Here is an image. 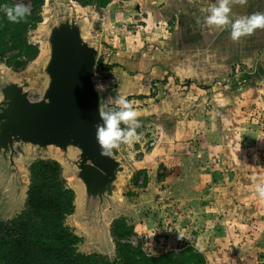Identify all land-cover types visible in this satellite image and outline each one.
<instances>
[{"label": "rangeland", "instance_id": "rangeland-1", "mask_svg": "<svg viewBox=\"0 0 264 264\" xmlns=\"http://www.w3.org/2000/svg\"><path fill=\"white\" fill-rule=\"evenodd\" d=\"M150 1L163 7L167 0H114L106 7L92 31L100 41L98 60L110 63L109 57L117 50L111 47V40L121 51L132 50L127 47L131 39L135 45L141 44V29L147 26L143 20L147 16L141 10H148ZM14 3L31 5L30 0ZM161 25L165 28L157 32L162 36L174 22L169 27ZM40 28L38 25L31 30L28 38L36 41ZM155 29L153 26L151 32ZM248 37L243 38L249 40ZM250 57L241 58L234 72H226L223 80H209L203 88H193L195 91L187 87L186 93L191 91L194 100L188 94L182 97L161 87V97L152 102L173 104L159 110L155 124H121L124 129L134 128L139 137L112 150L133 171L126 178L123 193L136 216L127 221L135 227L133 243L140 242L147 254L158 255L160 248L155 243L159 235H164L177 247L195 246L204 254L206 264H264V198L254 187L258 182L264 183V90L258 91L256 83L264 78V57ZM112 70L101 73L109 76H105L106 90L99 88L106 110L118 107L108 101L109 91L118 84ZM19 74V78L31 75L26 70ZM37 93L33 92L30 99L38 100ZM131 104L133 108L138 106L136 102ZM34 160L30 157L29 163ZM163 167L173 174L159 181ZM140 170H145L149 180L144 187L142 177L138 180L140 187L135 186V174ZM5 199L0 190L3 221L17 214L8 213ZM68 223L76 234L82 235L71 219ZM89 245L83 241L80 252L99 251Z\"/></svg>", "mask_w": 264, "mask_h": 264}, {"label": "water", "instance_id": "water-1", "mask_svg": "<svg viewBox=\"0 0 264 264\" xmlns=\"http://www.w3.org/2000/svg\"><path fill=\"white\" fill-rule=\"evenodd\" d=\"M105 10L75 0H44L37 40L29 39L38 46V55L22 69L31 75L19 78L22 70L2 63L0 190L8 213L17 216L27 200L29 158L56 161L66 187L74 192V211L65 224L73 229L71 219L82 234L78 251L85 241L99 249L97 254L113 259L112 223L136 213L123 193L131 167L113 150L102 155L95 136V126L102 123L100 92L93 81L100 41L92 31ZM33 92L40 94L38 100L30 99Z\"/></svg>", "mask_w": 264, "mask_h": 264}, {"label": "trees", "instance_id": "trees-1", "mask_svg": "<svg viewBox=\"0 0 264 264\" xmlns=\"http://www.w3.org/2000/svg\"><path fill=\"white\" fill-rule=\"evenodd\" d=\"M79 4L106 8L114 0H75ZM31 14L19 23L7 20L0 10V61L19 71L38 55V46L29 42V32L41 22L44 0H30ZM14 0H0V5H13ZM13 53L9 57V53ZM112 70L104 59L96 70ZM235 67H233L234 69ZM113 110V109H112ZM159 181L169 179L172 170L163 167ZM31 179L24 210L12 219L0 220V264H206V258L195 246L177 247L169 238L159 235L158 255L147 254L140 242L133 243L136 231L126 218L116 219L111 234L116 244V257L78 251L82 238L65 224L74 211V192L66 187L60 165L53 160H34L30 165ZM149 182L145 170L135 174V186Z\"/></svg>", "mask_w": 264, "mask_h": 264}, {"label": "crops", "instance_id": "crops-1", "mask_svg": "<svg viewBox=\"0 0 264 264\" xmlns=\"http://www.w3.org/2000/svg\"><path fill=\"white\" fill-rule=\"evenodd\" d=\"M215 2L167 0L163 7H156L150 1L148 10H141L147 16L143 19L147 26L141 29V44L135 45L134 39H131L127 47L132 50L128 48L121 51L111 40V47L117 50L109 57L111 61L108 65L114 66L112 76L118 80V84L116 89L109 91L108 101L112 102L110 98L118 94L124 96L140 106L135 107L138 124H155L159 110L173 104L152 102L161 97V87L182 97L186 94L193 96L190 95L191 91L186 93V90L180 91V88L184 84L190 90L203 88L209 80H223L222 76L225 77L228 72L233 73V67H236L237 62H242L241 58L264 57V29H256L249 35V40L243 36L233 41L230 38V24L223 27L204 24V18L208 15L204 9ZM230 7V16L234 19L239 15L264 10V0H230ZM172 22L174 25L167 34H158L157 29L165 28L160 24L168 26ZM153 26L156 29L152 33Z\"/></svg>", "mask_w": 264, "mask_h": 264}, {"label": "clouds", "instance_id": "clouds-1", "mask_svg": "<svg viewBox=\"0 0 264 264\" xmlns=\"http://www.w3.org/2000/svg\"><path fill=\"white\" fill-rule=\"evenodd\" d=\"M0 10L12 23H19L31 14L30 6L24 3L0 5ZM204 10L208 13L204 18V24L209 27H223L230 24V38L233 41H238L241 37L252 34L256 29H264V10H256L232 19L230 0H216L215 4ZM256 83L258 91L264 90V78L257 80ZM100 87L97 85V88ZM110 99L118 106L114 110H106L107 105L103 98L98 104V115L102 123L95 126V136L97 143L101 146L102 155H111V150L119 144H130L139 139L134 128L124 129L121 127L122 123L138 124L137 110L124 96L118 94ZM254 187L259 197L264 198V183L258 182Z\"/></svg>", "mask_w": 264, "mask_h": 264}, {"label": "built area", "instance_id": "built-area-1", "mask_svg": "<svg viewBox=\"0 0 264 264\" xmlns=\"http://www.w3.org/2000/svg\"><path fill=\"white\" fill-rule=\"evenodd\" d=\"M102 72H105V71H98V70L95 69V78L93 79V81H94V84H95L96 88H97V85H100L101 86L100 89L101 88L102 89L105 88V90H106V86L107 85H104V84H106L107 79L105 78V76H107L108 79H109V76L107 74L106 75L104 74L105 76H103L101 74ZM186 86L188 87L187 84H184V86L180 88V91L186 90L185 89V88H187ZM97 90L99 91V88H97ZM151 145H153V143Z\"/></svg>", "mask_w": 264, "mask_h": 264}]
</instances>
